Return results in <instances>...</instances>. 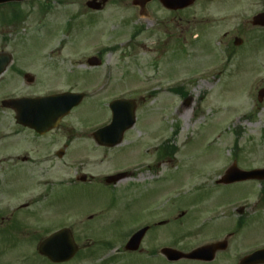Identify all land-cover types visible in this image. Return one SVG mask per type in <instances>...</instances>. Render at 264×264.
Listing matches in <instances>:
<instances>
[{
	"label": "rangeland",
	"instance_id": "374dc122",
	"mask_svg": "<svg viewBox=\"0 0 264 264\" xmlns=\"http://www.w3.org/2000/svg\"><path fill=\"white\" fill-rule=\"evenodd\" d=\"M76 3L30 0L0 8V53L13 59L0 77V101L86 93L107 69L116 79L108 94L87 95L42 137L16 126L13 113L0 107V264H48L36 247L61 227L72 230L81 250L94 247L90 251L101 255L109 233L117 237L111 244L119 243V225L113 230L109 222L121 216L118 202L126 186L213 185L233 161L239 168H264V100L257 102L264 88V29L250 25L264 12V0H196L174 16V25L168 24L171 15L156 9L146 18L114 7L77 18ZM12 12L20 17L10 19ZM88 19H94L91 27ZM119 22L127 24L124 41L138 28L143 32L122 51L106 52L100 67L89 68L87 58L114 44L108 33ZM168 30L173 34L166 44ZM235 37L242 39L240 47L233 45ZM121 56L127 59L118 62ZM117 69L125 72L126 83ZM25 74L34 78L31 84ZM157 84L181 87L186 95L149 90ZM129 88L147 93L118 96ZM120 97L136 100L135 126L118 147L99 148L91 133L109 122L107 104ZM66 142L62 159L45 161ZM163 146L172 148L169 159L158 157ZM119 172L126 177L108 190L104 178ZM81 174L93 181L79 185ZM122 217L127 226L129 219ZM85 255L68 264H98Z\"/></svg>",
	"mask_w": 264,
	"mask_h": 264
},
{
	"label": "flooded vegetation",
	"instance_id": "af4514ba",
	"mask_svg": "<svg viewBox=\"0 0 264 264\" xmlns=\"http://www.w3.org/2000/svg\"><path fill=\"white\" fill-rule=\"evenodd\" d=\"M76 1L77 18L79 15L100 14L110 7L118 12L129 10L136 17L146 18L156 9L171 15L168 24L174 25V16L189 10L171 11L163 7L159 0H95L92 5L99 9L91 10L89 3L92 0ZM88 22L93 23L94 19H88ZM126 26L119 22L110 26L108 33V39L118 45L121 51L130 45L132 39L131 33L127 41L122 40L121 33ZM168 31L166 44L170 43L173 34ZM104 49L97 53L98 58H103ZM123 55H126V51ZM126 59V56L118 57V62ZM119 71L123 79L117 81L122 79L121 83L124 84L127 81L124 78L125 72L123 69ZM106 76L107 83L105 81L100 89L105 93L111 90L112 82H116L110 76V71ZM142 80L150 81L147 78ZM156 90L165 92L168 89L157 87ZM262 175H259V180L228 185L164 183L126 186L120 195L121 216L113 217L109 222L113 230L119 225V243L111 244L117 237L114 232L109 233L108 242L102 243L105 250L101 255L97 256L96 251H90L94 247L87 250L79 248L70 262L82 251H87L86 259L95 257L98 264H264ZM236 190L237 193L233 194ZM122 216L129 219L127 226ZM247 229L251 230L248 237L244 234ZM135 235L139 240L137 245L128 247L130 239ZM199 249V257H185ZM177 253L181 257L176 259L179 256Z\"/></svg>",
	"mask_w": 264,
	"mask_h": 264
},
{
	"label": "water",
	"instance_id": "95a60500",
	"mask_svg": "<svg viewBox=\"0 0 264 264\" xmlns=\"http://www.w3.org/2000/svg\"><path fill=\"white\" fill-rule=\"evenodd\" d=\"M9 1H23V0H0V3ZM182 0H165L166 5L169 2ZM252 25L264 27V14L254 17ZM236 44L240 43L236 40ZM10 56L7 54H0V74L3 73L10 63ZM93 65L95 62H89ZM264 98V91H260L258 99L261 102ZM82 96L76 94H62L50 96L42 99H17L3 101L1 105L5 108H11L16 112V122L22 126L34 129L36 132L43 134L48 130L56 127L60 119L67 115L71 108L78 105ZM112 112L111 123L96 131L93 134L95 142L100 146L113 147L118 145L126 130L130 129L135 122L136 104L131 100H116L110 104ZM233 169L227 174L226 178L249 179L254 177L253 172H238L236 176L231 175ZM124 177L123 174L110 177L106 183H114ZM230 181H228L229 183ZM76 249L71 239V234L68 230L59 231L47 240H45L39 247L40 253L48 256L54 262H61L69 259ZM73 250V251H72Z\"/></svg>",
	"mask_w": 264,
	"mask_h": 264
}]
</instances>
